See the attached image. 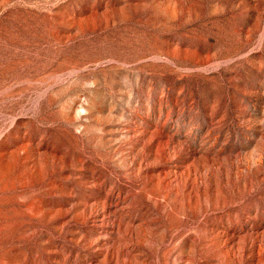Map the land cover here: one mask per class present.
Segmentation results:
<instances>
[{
    "label": "rangeland",
    "instance_id": "374dc122",
    "mask_svg": "<svg viewBox=\"0 0 264 264\" xmlns=\"http://www.w3.org/2000/svg\"><path fill=\"white\" fill-rule=\"evenodd\" d=\"M0 264H264V0H0Z\"/></svg>",
    "mask_w": 264,
    "mask_h": 264
}]
</instances>
